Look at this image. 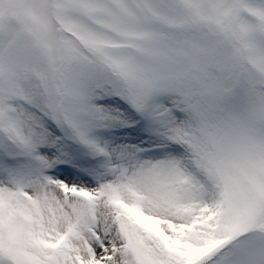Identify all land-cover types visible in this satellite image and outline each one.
<instances>
[{"label":"snow or ice","instance_id":"snow-or-ice-1","mask_svg":"<svg viewBox=\"0 0 264 264\" xmlns=\"http://www.w3.org/2000/svg\"><path fill=\"white\" fill-rule=\"evenodd\" d=\"M0 264H264V0H0Z\"/></svg>","mask_w":264,"mask_h":264}]
</instances>
